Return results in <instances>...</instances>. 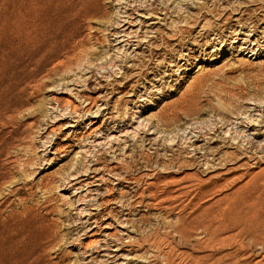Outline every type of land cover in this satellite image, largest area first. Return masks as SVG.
Listing matches in <instances>:
<instances>
[{"label": "rangeland", "instance_id": "1", "mask_svg": "<svg viewBox=\"0 0 264 264\" xmlns=\"http://www.w3.org/2000/svg\"><path fill=\"white\" fill-rule=\"evenodd\" d=\"M26 1L0 0L2 59ZM60 19L63 34L47 38L53 48L37 57L36 81L0 100L8 257L42 245L50 264H264V0H98L65 29ZM226 129H244L238 139L250 154L239 153ZM191 130L204 150L188 156L170 146L185 162H155L165 137ZM205 151L211 168L202 166ZM195 173L225 183L209 187L207 205L236 195L241 210L254 208L249 218L260 225L245 235L246 253L242 226L215 229L209 240L187 230V241L160 226L190 214L156 208L149 194L162 195L164 182H152ZM180 184L172 189L190 188Z\"/></svg>", "mask_w": 264, "mask_h": 264}, {"label": "bare ground", "instance_id": "2", "mask_svg": "<svg viewBox=\"0 0 264 264\" xmlns=\"http://www.w3.org/2000/svg\"><path fill=\"white\" fill-rule=\"evenodd\" d=\"M97 1L98 0H27L26 1L27 5L30 6V9L27 10L28 8H25L21 11H18L19 13L17 14L19 17L18 18L19 22L16 30L17 35L12 36L8 41L4 40L3 42V46H4L3 50L5 51L7 58L2 59V57H0V100L1 101L4 102V101H8L9 99L17 97V94L15 93V86L18 83L26 81L29 84L36 81L37 75L33 71L36 67L39 68L42 65L41 59L37 57L40 54L48 52L50 49L53 48L52 44L46 42L47 38L53 37L57 39L58 37H61V35L63 34L64 30L60 29L61 26L60 16L63 15L65 17L64 23L62 24L63 25L62 27L65 29L69 22L76 21L79 18V16L82 14L83 8L92 6L96 4ZM56 24H59L60 26ZM53 28H56V30H52ZM38 38L40 39L42 38V41L37 42ZM60 43L63 46L62 41ZM69 45L71 44H68L65 47H63V50L67 51L68 53L72 52L71 48H67ZM58 46L62 48L60 44ZM26 56H30L29 62H25ZM27 63H29L28 71H27L28 69ZM31 64L33 65L32 71L30 67ZM111 64L113 67L117 66L115 62ZM251 122H255V121L250 120V122L248 121V124L249 123L251 124ZM211 124L215 126L214 125L215 123H211ZM211 124L210 126H212ZM141 125L142 124L139 123L138 126H136L132 132L135 134L138 131L139 126ZM206 126L201 125V127H195V128L203 131L206 128ZM212 130H214V128L210 127L209 131ZM209 131H206L205 134L204 133L203 134L208 135L210 134ZM241 132L244 133V129L238 132L236 131L237 134L233 135V132H231L229 129H226L224 130V135L229 134L228 138L229 140L232 141V144L233 142L236 143L237 147L241 149L240 152L239 151L237 152H239L241 155L244 154L247 155L250 154L249 148L247 147L248 142L247 143L245 142L246 144H243V142L241 143V140L238 139L239 136L241 135L240 134ZM193 133L194 131L191 130L189 133L190 136H184V137L182 136L181 139L179 138L180 137L179 136L178 140H176L177 134L165 137L163 141L164 144L162 145L163 154H161V156L158 154L156 156L155 162L157 161L158 164H160L159 162H165V165L163 166L164 169L173 168L174 165H178V163L182 164L185 162L182 158L181 155L182 153L176 155V152H174L172 149H168L170 146H178V150L179 151L183 150V152L187 153L188 156L189 155L194 156L197 153H200V151L204 150V148L194 147L197 139L195 138L196 135L192 136ZM193 138H195L196 140H193ZM191 147L194 148L189 150ZM169 151L170 152L172 151L170 157H168L169 154H167ZM206 154L207 153L205 151L203 154L200 155L201 157L205 158L204 159L205 162L202 164V166L204 165L207 166V168H211L210 162L206 159L207 158ZM235 154H232V156L238 157ZM150 159L149 157L148 158L146 157L147 161H149ZM163 177L164 179H161L159 177L155 179V181L152 182V187H151V188L155 187L156 189L158 188L157 185L160 181L164 182L163 183L164 189H162V195H159L160 193L158 194L157 191L155 192L152 189L149 194V197L151 199L157 201L155 202L156 208L159 209L163 208L162 210L165 209L167 210L179 209V211L189 210L188 215L190 214V217L187 216L188 218L187 217H184L182 219L180 218V220L176 222L174 221L159 222L162 228L172 229L174 233L176 232L175 234L179 235L178 237L184 238L185 240L190 236L188 233L189 232L191 233L192 230L193 231L199 229L204 230L206 235L208 236L207 240H209L212 237L214 238L213 232L215 231V229L219 230V232L220 230L223 232L224 230L227 231L228 229H237V228L241 229L242 226V231L244 234L242 251H244L245 253L247 252L246 247L244 245V240L245 238H247V236L245 235L249 232H253L254 230H257L260 225L256 223V221H252L250 219L252 218L253 220H255L254 219L255 214L252 213V210H254V208L248 205L247 208L241 210V198L236 195L232 196L231 198L230 197L219 198L215 203L207 205L205 203V199L207 198V196L210 195L209 193L210 191H212L211 189L219 188V190H221L225 188V183L223 182L219 183L220 179H216V181L214 182L212 181V179H207V180L200 179V177H198L196 173L189 177L183 176L181 179L174 178L173 175L170 176L169 179H167L168 176H164V174ZM184 181H189L190 188L188 190L177 192L178 189H176V191L172 189L173 185L176 184L179 185L180 183L182 184V182ZM212 186L214 187L211 188ZM241 212L243 213L242 217H241ZM187 230L188 231L191 230V231L187 233ZM11 237L14 238V233H11L7 238V240L0 241V264H50L46 258V252H45L46 249L42 245L41 247H37V246L28 247L27 250H22L20 252L18 251L17 255H15L13 259H10L8 256L14 255L13 251L10 250L11 246L9 240ZM222 239L220 240L222 241ZM187 240H190V238H188ZM219 241L218 243H220ZM215 245L218 246L217 244H214V246ZM262 250H264V242H263ZM194 263L195 262H193V264ZM243 264H247L246 260L243 261Z\"/></svg>", "mask_w": 264, "mask_h": 264}]
</instances>
